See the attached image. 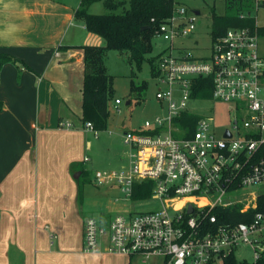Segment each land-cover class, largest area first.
Returning <instances> with one entry per match:
<instances>
[{
  "label": "built area",
  "instance_id": "2783aa9c",
  "mask_svg": "<svg viewBox=\"0 0 264 264\" xmlns=\"http://www.w3.org/2000/svg\"><path fill=\"white\" fill-rule=\"evenodd\" d=\"M224 1L226 8L228 2L240 8L239 17L264 24V0ZM200 15V9L179 2L158 25L157 36L168 46L156 57L153 73L160 84L156 96L166 112L124 132L127 166L94 174V183L117 185L122 196L116 200L131 207L107 223L89 215L84 222L85 252L138 255L144 261L159 255L164 264H221L250 245V263L264 264V200L259 201L264 195L259 186L264 183L261 36L246 26L230 27L216 37L211 30L210 52L196 55L175 41L195 34ZM209 77L212 97L196 96L211 87L199 78ZM206 99L227 103L232 112L231 127L220 134L213 116L191 110L193 102ZM187 113L198 120L183 125ZM82 126L98 133L91 121ZM144 180L153 181L154 188L149 198L139 200L159 199L156 209H137L135 184ZM233 206L248 219L220 220L215 209Z\"/></svg>",
  "mask_w": 264,
  "mask_h": 264
},
{
  "label": "crops",
  "instance_id": "0c3cea01",
  "mask_svg": "<svg viewBox=\"0 0 264 264\" xmlns=\"http://www.w3.org/2000/svg\"><path fill=\"white\" fill-rule=\"evenodd\" d=\"M79 5L0 0V51L29 66L8 62L0 74V264H131L138 256L83 250L89 215L81 175L89 176L84 163L92 130L82 126L85 65L79 46L103 41L88 31L89 43L71 41L53 51L44 46L77 21ZM125 205L101 208L96 217L107 223Z\"/></svg>",
  "mask_w": 264,
  "mask_h": 264
},
{
  "label": "rangeland",
  "instance_id": "374dc122",
  "mask_svg": "<svg viewBox=\"0 0 264 264\" xmlns=\"http://www.w3.org/2000/svg\"><path fill=\"white\" fill-rule=\"evenodd\" d=\"M69 6L77 7L81 0H61ZM120 2L122 0H115ZM128 1V0H127ZM183 3L193 9H200L201 15L198 19V29L195 34L189 38L177 39V46L192 49L196 55L210 52L212 37V8L219 14H225L227 11L224 0H183ZM119 10V9H118ZM88 11L91 13H105L108 8L102 0L92 2ZM229 11V10H228ZM264 11H260L262 16ZM80 21V22H79ZM264 25V24H261ZM88 30L82 26V21H74L69 24L67 29L57 33L55 39L49 40L45 48L50 51L56 50L63 44L74 41L75 43H89ZM153 50L146 55L141 68L130 59L129 53L124 51L109 49L105 56V63L108 72L113 76L114 92L109 101L110 115L107 121V127L98 130L96 133L91 131L89 138L91 145L88 147L86 155L87 161L84 163L89 170L88 174L82 175L83 184V208L88 215L98 216L101 208L111 206L114 208L116 203L124 200H116L122 193L119 188L108 189V185H99L92 182L91 178L97 171L120 170L128 164L125 158L128 145L124 139V132L128 130H137L144 125L147 119H153L156 115H163L166 112L165 105L161 104L156 96L160 87L157 77L152 70L150 59L163 53L168 46V42L160 37L153 39ZM64 47V46H63ZM80 47V46H79ZM51 48V49H50ZM53 49V50H52ZM64 49V48H62ZM66 50V49H65ZM260 53L264 56V37L260 39ZM147 83V87H143ZM120 99L122 103L116 105L115 100ZM131 100V103H127ZM191 110L204 116H213L215 119V128L217 132L231 127L230 119L232 112L229 105L224 102H215L210 99L193 102ZM83 124V123H82ZM264 188V183L260 184ZM255 188V187H252ZM257 188V187H256ZM122 200V201H121ZM139 201V202H138ZM137 209L150 210L160 206L159 199L139 200L136 199ZM127 203L125 208L112 211L113 216L119 212H125L131 205ZM127 208V209H126ZM239 260H254V251L250 245L241 246L237 251ZM131 264H164V258L159 255L152 256L149 260H142L140 256H135Z\"/></svg>",
  "mask_w": 264,
  "mask_h": 264
},
{
  "label": "trees",
  "instance_id": "16d2710c",
  "mask_svg": "<svg viewBox=\"0 0 264 264\" xmlns=\"http://www.w3.org/2000/svg\"><path fill=\"white\" fill-rule=\"evenodd\" d=\"M98 0H81L75 11V17L81 20L87 30L102 39V44H85L80 47L84 49L85 74L83 80L82 98V122L91 121L97 130L107 127L110 115L109 101L114 92L113 76L108 72L105 56L109 49L120 52H128L130 59L141 68L146 55L153 50V39L157 36L158 25L172 14L176 3H183V0H102L108 8L105 13H91L88 7L92 2ZM119 9V10H118ZM240 9L234 3H227L225 14H219L212 8V34L216 37L224 33L230 27H250L261 37H264V25H257L251 17L241 18L236 12ZM229 10V11H228ZM156 57L150 59L154 71ZM13 62L17 65L28 66L23 59L12 53L0 51V74L4 64ZM29 67V66H28ZM200 83H209L211 87L196 92V96L212 97V78H199ZM211 83V84H210ZM1 84V78H0ZM143 87H147L144 83ZM131 103V100H130ZM3 102L0 100V108ZM195 114L187 113L182 122L183 125L198 120ZM83 174H88L84 172ZM82 174V175H83ZM81 175V177H82ZM80 177V178H81ZM154 182L144 180L135 184L134 199H146L152 195ZM82 196V184L80 193ZM264 195L259 199L263 202ZM222 211L224 213L222 214ZM215 212L220 214V220L246 221L248 216L240 212V208L228 207L217 208ZM221 264H251L239 260L234 254L224 258Z\"/></svg>",
  "mask_w": 264,
  "mask_h": 264
},
{
  "label": "water",
  "instance_id": "95a60500",
  "mask_svg": "<svg viewBox=\"0 0 264 264\" xmlns=\"http://www.w3.org/2000/svg\"><path fill=\"white\" fill-rule=\"evenodd\" d=\"M127 103H130V101H128ZM79 175H80V172L76 173L75 176H76V177H79ZM190 210H192L191 207H190Z\"/></svg>",
  "mask_w": 264,
  "mask_h": 264
}]
</instances>
